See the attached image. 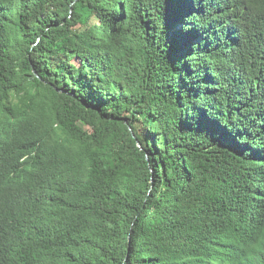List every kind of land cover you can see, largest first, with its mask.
Wrapping results in <instances>:
<instances>
[{
	"label": "trees",
	"instance_id": "1",
	"mask_svg": "<svg viewBox=\"0 0 264 264\" xmlns=\"http://www.w3.org/2000/svg\"><path fill=\"white\" fill-rule=\"evenodd\" d=\"M0 264H264V0H0Z\"/></svg>",
	"mask_w": 264,
	"mask_h": 264
}]
</instances>
